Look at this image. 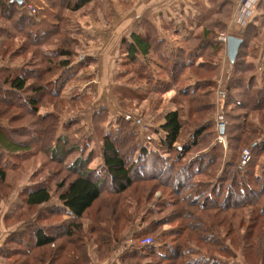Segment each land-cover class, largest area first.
<instances>
[{"label":"trees","instance_id":"16d2710c","mask_svg":"<svg viewBox=\"0 0 264 264\" xmlns=\"http://www.w3.org/2000/svg\"><path fill=\"white\" fill-rule=\"evenodd\" d=\"M31 1L0 0V58L12 66L0 68V188L36 154L33 144L45 147L43 166L50 168L4 216L5 226L16 227L0 250L7 264L102 262L135 225L133 240L153 243L123 253L120 264H237L239 252L247 264H264V53L253 56L254 24L236 36L244 43L236 61L227 60L219 88L225 47L217 38L232 19L231 0H212L209 14L176 45L149 22L144 35L122 39L119 68L137 67L128 81V89L139 91L131 96L135 105L156 96L158 107L162 96H175L154 129V147L142 143L134 118H114L109 130V109L94 112L101 161L93 166V137L82 143L72 136L57 106L84 108L91 100L62 93L83 80L67 74L81 47L71 21L92 15L99 0H36L38 20L25 10ZM256 10L264 11V0ZM18 57L25 59L17 64ZM184 75L188 83L181 87ZM216 107L227 123L226 150L218 143ZM26 115L34 121L21 131L16 122ZM245 149L249 162L242 159ZM7 197L0 190V205ZM166 223L170 230L155 231Z\"/></svg>","mask_w":264,"mask_h":264},{"label":"rangeland","instance_id":"374dc122","mask_svg":"<svg viewBox=\"0 0 264 264\" xmlns=\"http://www.w3.org/2000/svg\"><path fill=\"white\" fill-rule=\"evenodd\" d=\"M221 1L222 0H218V2H221ZM106 2L107 0H99V2L95 6L96 7L95 10L91 11L92 15L95 16L99 10L105 8ZM30 4L38 7L39 9L38 13L36 15H32L35 19L38 20V17H39L38 15L42 13V7H40V5H37L36 0H32ZM110 4H112V2ZM236 5H235L234 13L236 11ZM25 10L29 14L28 9L26 7H25ZM78 16H81V15H74V18H73L74 20L71 21L70 28L72 29L71 31L72 36L76 40H78V42H80L81 47L80 49L79 48L75 49L76 53L74 54V57H73V62H74L73 67L72 69L68 70L67 74L74 73L73 77L83 79V80H74L71 83H69L65 87L62 93V97L63 98H71V97L73 98L76 96L78 97L87 96L91 100L88 102L87 106H85L84 108L78 107L76 109H71L68 104L60 103V105H58L57 107L62 114V116H60L62 126L64 125L65 127H67L68 130L71 131V135L79 139L80 142L82 143L87 142V138L89 137V135L93 137V140H92L93 142L91 144L90 150L95 151V154L97 156L94 161L93 166H96L101 161L99 157L100 156L99 147L101 145V142L98 140L94 132L95 127L93 123V114L94 112L99 111V109L102 107L108 108L110 111V115H111L109 122L105 125L106 129L112 130L114 126L116 127V124L113 121L114 118L117 119V117H120V116L126 117V118H134V120H136V126L138 128L137 130L142 140V143L147 144V146L151 145L154 147V145L157 142V139L159 138V135H156L154 133V129L159 126L157 123L158 121L161 120V116H160L161 112L163 109L165 110V108L169 106V101L171 98L175 96V92H170L162 96V101L161 103H159L158 107H157L156 96L148 97L140 105L136 106L135 104L138 101H134V99L136 98H133L131 96H134L135 92L137 93L139 91H135V89H128V86H129L128 81L131 80L130 78L132 77V74H135L137 67L132 68L128 64L126 65L125 69L124 67H121V69L119 68L120 67L119 61H123L125 59L124 51L123 49H120L119 44H118L119 52L116 51L115 53L117 54H115L114 56H112V54L109 57L103 56L101 54L103 51L102 49L100 51V56H93L92 50L94 51L95 46L100 48L102 46V42L100 39H97L95 42L91 41L92 39L90 40L89 33H85L86 35L89 34V36L87 35L88 38H86V35L83 34L84 33L83 28H82L83 26L78 22L79 20ZM107 20L108 19H105L104 22H106ZM81 21L83 20L81 19ZM83 35H84V38H83ZM109 50L112 52V44ZM253 56H257V53H254ZM24 59L25 57L23 58L18 57L16 58L15 61L17 64H20L22 63ZM220 60H221L222 65H221V70H220L221 73L219 75V78L217 79L218 88L220 87L221 82L223 83V78H224L223 68L226 67L228 59L221 55ZM85 62L88 63L86 67L84 66ZM1 67H12V66L10 65V62L8 60H2L0 58V68ZM124 70H127L129 73L123 76L118 74L119 71L120 72L122 71L125 73ZM58 75L59 73L57 74V76ZM186 76L187 75H184V77L181 78V81L179 84L181 87L185 86V84L188 83L185 78ZM148 90H149V87H148ZM125 95L126 97L124 98ZM144 97L145 96H143L142 98ZM129 99H133V100L130 101ZM130 103H133V104L131 105V108H128ZM219 108L220 107H216V113L214 116L215 129H216V119L219 117V114H220ZM18 110H19L18 108L13 109L12 114L17 113ZM41 112L43 113V110H41ZM33 121L34 120L30 116L28 117L26 115V117L19 118L16 124L17 126H19V130L24 131L26 129L22 125L26 123H32ZM62 132L63 131H61V133ZM217 132L218 134H220L219 131ZM33 147L36 149V154L26 159L25 161L21 162L17 170L9 173L8 180H7L8 183L3 185V187L0 188L2 194L8 195L7 199L1 203L2 207H0V210H3V211L7 209L6 214L14 212L13 210L16 209V206L22 203L21 196L26 194L28 190L32 189L35 183L39 181H43L44 176H46L47 171L50 168V167L44 168L45 166H43L44 163L48 162V155L45 154V147L40 148L38 147V144H33ZM226 149H227V145H226V148L224 147V150ZM262 162H264V160ZM41 168H43L42 171L40 170ZM259 171H261V167L259 168ZM58 180L60 179L56 178V181ZM157 196L159 197L160 194H158ZM10 203L11 205L8 209V205ZM151 207H153V205ZM96 210H97V206L91 211V213L88 216L91 215L92 217V215L95 214ZM145 210L146 208H144L143 211L141 210V212L144 213ZM38 211H36V213ZM167 212L168 211H166L162 215H157V216L154 215V217L162 219L164 218ZM32 215H34V213ZM2 216L3 214H0V220L2 219ZM31 221H33V218H30V222ZM26 224H28V222H24L23 226H25ZM175 225L176 224H173V227ZM171 227L172 225H169L168 223H166L162 227L163 229H158V230L156 229L155 231L156 232L158 231L161 232L163 230L166 231V230H170ZM136 228H137L136 225L132 229H131V226H129L127 230L128 233L126 237L124 238V241L119 245V247L117 249L113 248L111 252L108 254V256L102 262H98L94 260L92 261V264H120V258L123 253L129 250H132V248L137 247V245L141 246L140 243L143 239L135 241L132 238L131 231ZM154 239L155 241H160V239H156V238ZM167 241H172V239H168ZM151 242L153 243V240ZM235 263L247 264L245 262L243 253L239 252L237 254V260L235 261Z\"/></svg>","mask_w":264,"mask_h":264},{"label":"crops","instance_id":"0c3cea01","mask_svg":"<svg viewBox=\"0 0 264 264\" xmlns=\"http://www.w3.org/2000/svg\"><path fill=\"white\" fill-rule=\"evenodd\" d=\"M231 1L235 5L237 3L236 11L222 34L237 36L245 25L254 24L257 37L253 38L252 49L262 56L264 53V11L256 10L257 4L262 0H246L245 5L241 8H238L239 0ZM111 2L112 4H110ZM212 4L211 0H107L106 6L103 8L106 12L101 9L95 16H78V22L83 26V34H90L91 41L95 42L100 39L102 42L100 48L95 46L94 51L92 50L93 56H100L102 49L101 54L109 57L111 54L112 56L117 54L115 52L118 51L122 39L130 38L134 33L144 35L143 26L146 22L153 24L158 29L159 35L171 45L178 44L186 33L190 34L195 26L205 19L213 7ZM105 19L108 20L104 22ZM89 34L87 35L89 36ZM87 35L86 38H88ZM256 41L257 43H255ZM111 44L112 52L109 50ZM225 49L222 56H225ZM147 89L148 86H145L143 90ZM10 205L11 203L8 205V209ZM0 207L2 206L0 205ZM6 212L7 209L0 210V214H3L0 220V250L10 232L16 228L11 229L5 226ZM0 264H7L1 256Z\"/></svg>","mask_w":264,"mask_h":264},{"label":"built area","instance_id":"2783aa9c","mask_svg":"<svg viewBox=\"0 0 264 264\" xmlns=\"http://www.w3.org/2000/svg\"><path fill=\"white\" fill-rule=\"evenodd\" d=\"M245 3H246V0H239V2H238V8H239V7L241 8L242 6H244ZM26 8L28 9L29 14H31V15H36V14L38 13V10H39L38 7H36V6H34V5H31V4H28V5L26 6ZM227 37H228V35H226V34H221V35L218 36V38H217L218 42L222 43V44L224 45L225 48H226ZM225 50H226V49H225ZM224 57L227 58V56H226V51H225V56H224ZM226 125H227V123H226V121H225L222 117H218V118L216 119V129H217V131L220 132L221 130H225V129H226ZM218 142H219L220 144H222V145L226 148V145H227V139H226V137H225L224 135H220V134H219ZM242 159H243V161H245V162H249V161H250V159H251V152H250V149H245V150L243 151ZM151 241H152L151 238L143 239V240L141 241L140 245H141V246L149 245V244L152 243Z\"/></svg>","mask_w":264,"mask_h":264},{"label":"water","instance_id":"95a60500","mask_svg":"<svg viewBox=\"0 0 264 264\" xmlns=\"http://www.w3.org/2000/svg\"><path fill=\"white\" fill-rule=\"evenodd\" d=\"M18 3L22 4L23 0H17ZM243 39L236 36H228L226 42V56L231 63H234L239 55V51L243 45ZM225 131L221 130L220 135H224Z\"/></svg>","mask_w":264,"mask_h":264}]
</instances>
